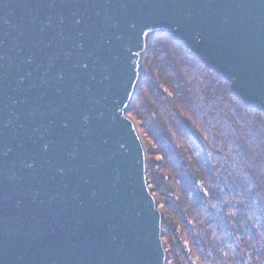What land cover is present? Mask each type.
Instances as JSON below:
<instances>
[{
    "label": "water",
    "instance_id": "1",
    "mask_svg": "<svg viewBox=\"0 0 264 264\" xmlns=\"http://www.w3.org/2000/svg\"><path fill=\"white\" fill-rule=\"evenodd\" d=\"M160 34L264 112V0H0V264H166L127 114Z\"/></svg>",
    "mask_w": 264,
    "mask_h": 264
},
{
    "label": "trees",
    "instance_id": "2",
    "mask_svg": "<svg viewBox=\"0 0 264 264\" xmlns=\"http://www.w3.org/2000/svg\"><path fill=\"white\" fill-rule=\"evenodd\" d=\"M127 114L163 206L166 264H264V112L160 34Z\"/></svg>",
    "mask_w": 264,
    "mask_h": 264
},
{
    "label": "rangeland",
    "instance_id": "3",
    "mask_svg": "<svg viewBox=\"0 0 264 264\" xmlns=\"http://www.w3.org/2000/svg\"><path fill=\"white\" fill-rule=\"evenodd\" d=\"M151 45V44H150ZM139 130V129H138ZM139 133H140V131H139ZM146 158H147V155H146ZM153 194V193H152ZM156 198V197H155ZM156 202H157V207L159 208V210L161 211V213H162V211H163V206H161L160 204H158V200H156ZM165 245V244H164ZM166 250V249H165Z\"/></svg>",
    "mask_w": 264,
    "mask_h": 264
}]
</instances>
